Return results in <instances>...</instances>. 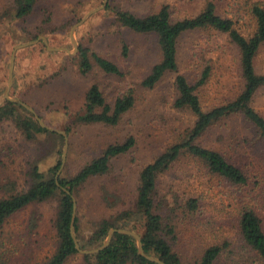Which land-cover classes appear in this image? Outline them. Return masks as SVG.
I'll return each mask as SVG.
<instances>
[{
  "label": "rangeland",
  "instance_id": "374dc122",
  "mask_svg": "<svg viewBox=\"0 0 264 264\" xmlns=\"http://www.w3.org/2000/svg\"><path fill=\"white\" fill-rule=\"evenodd\" d=\"M209 2L219 16L232 20L234 29L244 37L255 30L251 7L258 4L264 8V0H107L103 9L104 0H36L32 13L16 20L12 0H0V104L5 100L14 52L8 97L33 110L20 105L21 117L33 118L49 132L30 140L14 122L0 124V198L6 196L10 183L17 190L26 189L27 173L34 164L46 173L60 161L58 176L68 178L107 145L132 137L134 146L110 161L106 175L80 187L73 201L82 238L89 236L101 220L133 209L141 169L178 142L194 118L173 106L175 74L165 75L151 89L141 86L160 59L157 38L122 27L115 21L113 10L145 17L168 6L176 21L198 14ZM95 9L100 10L79 24ZM75 25L76 50L70 40ZM41 38L49 48L63 50L49 51ZM79 45L117 64L122 75H106L97 67L80 74L76 57ZM178 51V73L191 84L209 69L206 83L196 91L204 110L230 102L241 92L239 52L228 35L212 29L193 31L180 38ZM254 64L256 72L264 75V45ZM92 84L98 85L110 105L126 90L133 91L135 103L118 125L77 122ZM252 106L264 117V88L256 93ZM201 144L220 151L242 170L247 182L235 186L188 156L174 163L158 179L159 194L175 198L178 207L195 198L200 207L194 214L178 215L175 233L179 242L173 249L184 262H191L209 245L227 242L228 248L216 264H264L245 245L238 229L239 213L245 207L257 212L264 227V142L241 117L233 116L211 128ZM57 206V198L30 205L6 221L0 228V264H44L50 259L57 247L53 227ZM81 255L67 264H83Z\"/></svg>",
  "mask_w": 264,
  "mask_h": 264
},
{
  "label": "trees",
  "instance_id": "16d2710c",
  "mask_svg": "<svg viewBox=\"0 0 264 264\" xmlns=\"http://www.w3.org/2000/svg\"><path fill=\"white\" fill-rule=\"evenodd\" d=\"M35 3L36 0H12L14 19L28 17ZM250 14L255 22V30L249 37H244L234 29L232 20L216 13L211 2L198 14L176 21L171 18L168 6H162L156 13L145 17H137L120 9L113 10L115 21L122 27L138 34H153L157 38L160 59L142 80L141 86L151 89L165 75L175 74L176 97L173 106L189 112L194 121L178 142L167 147L141 169L133 209L122 211L112 219L101 220L86 238L80 235L79 217L75 214L73 232L80 250H94L103 244L111 229H124L135 231L140 237L144 253L158 258L165 264L218 262L223 251L228 248L227 242L209 245L197 260L191 262H184L173 249L179 242L175 233L178 215L180 212L194 214L199 210L200 204L198 199L188 198L180 207L176 206L175 198L171 200L159 194L158 179L181 157L188 156L200 162L209 173L235 186L246 184V176L239 167L229 162L220 151L207 148L201 143L211 128L233 116L241 117L247 127L264 142V117L252 106L254 96L264 88V75L256 72L254 64L259 50L264 45V8L254 4ZM205 29L226 34L235 44L239 52L243 79V88L234 100L209 110L202 108L196 93L197 89L206 83L209 69H204L194 84L178 73L180 38L187 33ZM126 51V47L123 46V56L126 55ZM76 57L78 70L82 75L89 73L93 67H97L106 75H122L117 64L81 45L78 46ZM134 103L133 91L128 89L110 105L98 85L92 84L85 94L83 113L77 115L76 120L85 125L100 124L114 127ZM19 109H22L20 104L5 99L0 104V124L5 121L14 122L15 127L30 140L34 139L36 134L49 133L33 118L21 117ZM52 134L62 139L56 132ZM134 144V139L129 137L122 143L107 145L99 156L91 159L76 174L68 178L59 177L57 174L61 166L60 161L46 173L41 172L34 164L27 173L29 178L27 188L17 190L15 184L10 183L6 196L0 198V228L13 215L28 206L57 198L58 206L53 222L57 247L44 264H67L79 254L70 233L75 193L89 180L106 175L110 161L128 152ZM238 229L245 245L264 262V227L261 217L254 209L245 207L240 211ZM81 258L83 264H156L138 254L134 238L117 233L113 235L107 248L93 255H81Z\"/></svg>",
  "mask_w": 264,
  "mask_h": 264
},
{
  "label": "water",
  "instance_id": "95a60500",
  "mask_svg": "<svg viewBox=\"0 0 264 264\" xmlns=\"http://www.w3.org/2000/svg\"><path fill=\"white\" fill-rule=\"evenodd\" d=\"M106 4H107V0H104V4H103L102 9L105 8ZM99 10H100V9H95V10L90 11L88 14H86V15L84 16V18H82V20L80 21L79 24H81L82 22H84V21H85V20H86L91 14L96 13V12H98ZM76 25H77V24H76ZM76 25L73 26L72 31H71V36H70V40H71L72 44L74 45L75 50L77 49V44H76L75 41H74V38H73V32H74V28L76 27ZM41 40L43 41L44 45L47 47V49H48L49 51L59 52V51L63 50V49H58V48H49V47L47 46L46 40H45L44 38H41ZM24 46H25V45H23V46H18V47H16L15 49H17V48H23ZM65 51L68 52L67 50H65ZM13 65H14V52H13L11 58H10V70H9L8 88H7V90H6L7 92H6V94H5V99L8 100V101H10V102H12V103L20 104L21 106H24L26 109H28L30 112H33L32 109H30V108H28L27 106H25V105H23L22 103H20L19 100H17V99H11V98L8 97V91H9L8 89H10V87H11V85H12V69H13ZM36 119H37L39 122H41L38 118H36ZM59 133H60L61 135L64 136V133H61V132H59ZM65 147H66V146H65ZM58 172H59V171H58ZM57 174H58V173H57ZM58 186H59V185H58ZM64 191H65V190H64ZM74 218H75V205L73 206V215H72V220H71V230H70V233H71V236H72V238H73V240H74L75 248L78 250V252H79L80 254H83V255H85V254H86V255H93V254H96V253H98V252L104 250L105 248H107V247L109 246V244H110V242H111V239H112L113 235L117 233V234H121V235L131 236L132 238H134V240H135V242H136V246H137V252H138V254H139L141 257L145 258L146 260H148V261H150V262L156 263V264H165L164 262H162L161 260H159V259L156 258V257H152V256H148V255H146V254L144 253V251H143V248H142V244H141V241H140V237H139V235L136 234L135 232L131 231V230H124V229H111V230L108 232V235H107L106 239L104 240L103 244H102L100 247H98V248H96V249H94V250H90V251H82V250H80V249H79V246H78V243H77V241H76V238H75L74 232H73Z\"/></svg>",
  "mask_w": 264,
  "mask_h": 264
}]
</instances>
